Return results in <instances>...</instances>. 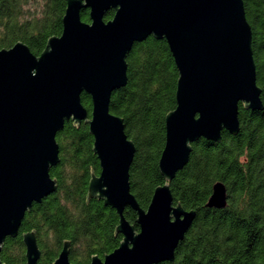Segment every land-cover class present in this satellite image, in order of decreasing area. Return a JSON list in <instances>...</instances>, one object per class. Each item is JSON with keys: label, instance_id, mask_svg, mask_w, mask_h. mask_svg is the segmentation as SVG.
<instances>
[{"label": "water", "instance_id": "1", "mask_svg": "<svg viewBox=\"0 0 264 264\" xmlns=\"http://www.w3.org/2000/svg\"><path fill=\"white\" fill-rule=\"evenodd\" d=\"M90 11L91 23L82 21ZM114 18L105 21L108 12ZM166 40L179 79L176 109L165 119L166 142L158 187L147 210L131 191L136 148L125 122L110 111L114 92L128 83L127 58L149 38ZM91 97V118L82 95ZM257 83L253 33L243 0H67L63 33L35 56L21 42L0 51V264L7 238H17L34 204L57 192L50 171L60 163L57 136L67 122L86 123L101 172L93 174L88 200L98 199L120 218V247L91 264L174 263L197 217L175 205L169 183L189 164L201 139L221 143L240 132L239 107L264 111ZM227 189L217 183L206 204L222 210ZM137 213V225L124 216ZM27 264L42 257L36 234L23 236ZM70 243L54 264H72Z\"/></svg>", "mask_w": 264, "mask_h": 264}, {"label": "trees", "instance_id": "2", "mask_svg": "<svg viewBox=\"0 0 264 264\" xmlns=\"http://www.w3.org/2000/svg\"><path fill=\"white\" fill-rule=\"evenodd\" d=\"M252 28L257 83L264 104V0H243ZM67 0H0V51L21 42L39 57L53 37L63 33ZM115 11L105 17L109 22ZM82 21L91 23L90 11ZM128 83L113 93L110 111L125 122L126 134L136 148L130 170L131 191L143 210L155 190L168 182L159 162L166 142V116L177 107L179 79L166 40L154 37L136 44L127 58ZM91 118L93 103L82 95ZM240 132H223L221 143L201 139L192 146L189 164L169 183L175 205L196 211L192 228L176 251L174 263L163 264H264V111L239 107ZM60 163L50 171L57 192L34 204L17 238H7L1 255L4 264H27L23 236L34 232L42 252L38 264H54L69 242L72 264H91L118 249L120 218L98 199L88 200L93 174L101 172L93 153L89 126L67 122L57 136ZM222 183L228 204L208 209L213 187ZM125 218L137 225V213L126 209Z\"/></svg>", "mask_w": 264, "mask_h": 264}]
</instances>
